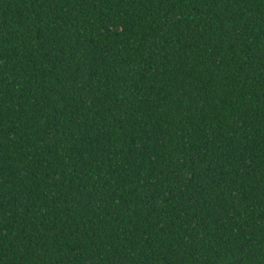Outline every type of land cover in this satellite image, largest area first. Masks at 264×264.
I'll use <instances>...</instances> for the list:
<instances>
[{"label":"trees","instance_id":"obj_1","mask_svg":"<svg viewBox=\"0 0 264 264\" xmlns=\"http://www.w3.org/2000/svg\"><path fill=\"white\" fill-rule=\"evenodd\" d=\"M0 264H264V0H0Z\"/></svg>","mask_w":264,"mask_h":264}]
</instances>
